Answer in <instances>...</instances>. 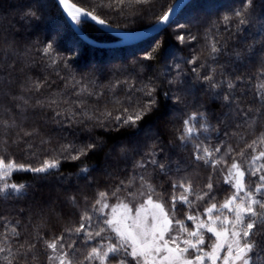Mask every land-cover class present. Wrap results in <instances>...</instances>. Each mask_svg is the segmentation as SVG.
<instances>
[{"label": "trees", "instance_id": "16d2710c", "mask_svg": "<svg viewBox=\"0 0 264 264\" xmlns=\"http://www.w3.org/2000/svg\"><path fill=\"white\" fill-rule=\"evenodd\" d=\"M174 1L152 0L149 5L135 6L138 11L105 9L107 25L128 32L145 29L156 23ZM82 2L87 4L88 0ZM28 7L36 11L39 20L24 16ZM240 7L241 0H192L171 24L150 38L130 46L95 48L75 36L53 0H0V156L32 167L53 157L60 159L59 167L50 173L14 172L11 182L25 188L19 194L10 190L7 195H0V233L6 231L4 225L9 229L16 227L20 233L19 239H9V247L15 251L25 241L37 245L33 250L36 259L30 253L27 264H49L48 257L54 253L46 248L44 240L61 234L65 244L76 239L65 229L78 225L83 212H91L98 191L111 190L121 181L132 184L121 199L125 195L131 199L130 194L140 188L141 176L164 193L166 200L173 191V182L187 180L195 189L206 190L209 177L218 201L230 194V187L223 183L227 165L213 169L195 160L193 152L196 144L213 148L224 145L225 150L230 146L234 153L239 152L264 133V116L258 114L264 112V104L256 96L257 85L264 82L260 79L264 71V0H255L247 25L237 30L233 23L226 28L223 17ZM77 25L96 42L117 40L88 21L81 19ZM177 32L195 35L197 40L181 47L174 39ZM49 42L54 45L51 57L42 51ZM157 42L162 45L157 59L143 61V54ZM212 43L220 48L215 59L210 56ZM192 55H199L203 64L199 69L201 76L213 75L219 87L213 89L195 78L186 64ZM174 63L181 64L179 81L183 83L170 85L168 80L177 72L172 68ZM237 77H242L243 83ZM229 78L238 85L233 90L227 88ZM36 81L47 82L39 92L32 88ZM149 81L156 86L159 108L138 128L117 129L114 120H105V128L93 127L94 121L83 114L82 110L88 115H99L114 107H128L130 101L134 107L136 97L141 96L136 89ZM81 88L96 95L86 92L77 96ZM174 93L182 98V103L172 102L169 97ZM226 93L235 97L234 103L224 102ZM51 99L57 103L50 105ZM72 113L77 114L75 120L70 119ZM198 113L205 114L210 130L199 131L182 143L179 135L184 120ZM194 123L199 127L203 121L198 117ZM6 124L14 126L5 127ZM25 131L33 135L25 136ZM90 141H96L98 148L79 161H72L68 153L61 154L62 145L79 148ZM149 152H155V158L167 165V174H161L150 163L137 167L138 162L151 159ZM250 155L249 149L244 159ZM224 159L231 163L230 156ZM237 160L240 162L241 158ZM81 168L88 172H81ZM249 183L255 186L253 181ZM198 210L203 212V204ZM187 211L185 205L177 204L178 218ZM88 250L81 242L72 258L82 259ZM0 264H7L2 255Z\"/></svg>", "mask_w": 264, "mask_h": 264}, {"label": "snow or ice", "instance_id": "6c2138e0", "mask_svg": "<svg viewBox=\"0 0 264 264\" xmlns=\"http://www.w3.org/2000/svg\"><path fill=\"white\" fill-rule=\"evenodd\" d=\"M57 3L75 24H79L83 17L91 19L100 26H106L105 9L122 12L125 8H134L138 11L139 9L135 6L149 5L152 0H88L87 4H84L82 0L80 2L78 0H71V2L70 0H57ZM254 9L255 0H241L239 9L223 17L225 27L234 23L239 30L240 26L249 23V16ZM170 12L171 8L169 12L160 17L159 22L167 23ZM24 16L40 19L31 7H28ZM180 27L185 26L180 25ZM174 39L177 45L184 47L190 46L197 40V37L177 32ZM161 47V43L157 42L151 51L143 54V61L156 60ZM42 51L43 54L51 57L54 51L53 43H47ZM219 52L220 48L217 47V43H212L210 45L211 58L215 59ZM236 55L239 57L240 53L237 52ZM186 64L190 66V71L195 74L197 80L207 82L213 89L220 86L213 75L201 76L199 69L203 67V64L200 63L199 55L190 56ZM172 68L177 70L176 76L170 78L168 83L170 85L183 83L179 81L181 73L178 70L181 64L174 63ZM237 79L243 83L242 77H237ZM260 79L264 81V71H261ZM46 83V81L43 83L36 81L32 84V88L39 92ZM226 83L229 90L238 86L231 78ZM73 86L75 87V84ZM136 91L141 93V96L136 97L134 107L130 101L128 107H114L99 115H88L87 111L82 110L83 114L90 121H94L93 127L105 128L107 127L105 120L109 123L114 120L117 129L138 128L146 117L157 111L159 102L156 86L151 81L144 83ZM86 92L88 95H96V93L88 92L86 88H81L76 95L80 96ZM165 96H168L167 92ZM256 96L264 104V82L257 85ZM169 98L173 103L183 102L182 98L175 93ZM223 100L226 104H232L235 102V97L226 93ZM38 103L43 104L41 101ZM48 103L51 105L57 101L51 99ZM116 103L119 104V101ZM64 111L68 112V109ZM117 111L120 112L119 115L116 114ZM258 114L264 116V112H258ZM56 115L60 116L61 112L57 111ZM76 115L72 113L70 119L75 120ZM198 117L203 121L199 127L194 123ZM79 122L83 123V121ZM13 126L14 124L5 125V127ZM209 130L210 125L207 123L205 114H193L184 120L179 139L185 143L190 141L197 132ZM24 135L31 136L33 133L25 131ZM61 147V154L68 153L72 161H79L82 157L93 153L98 148V144L96 141H90L79 148L72 144ZM249 149L251 155L245 160ZM217 154L220 155L217 156ZM148 155L151 159L138 162L137 167L144 168L145 163H150L158 168L161 174H167V165L155 158L156 153L149 152ZM225 156L231 157L230 164L224 159ZM193 157L197 161L210 165L213 169L221 164L227 165L223 183L230 187L231 192L223 201H218L213 194L215 185L211 177L205 185L206 190L195 189L187 180L183 183L173 182L171 185L173 191L167 200L164 193L158 192L144 176L140 177V188L130 194L131 199L128 195L121 199V194L132 187L130 181H121L111 190L98 191L91 204V212H83L78 225L65 229L70 237L76 239L65 244V236L61 234L51 240H44L46 248L54 253L48 257L49 264H264V133H261L251 144L246 143L239 152L235 153L230 146L225 150L224 145H217L213 148L196 144ZM237 157L241 158L240 162ZM243 163H247L248 166L243 167ZM59 165L58 157L45 160L39 167H32L0 156V195H7L9 190L19 194L25 188L23 184L18 185L11 182L14 172L44 174L57 169ZM81 172L87 173L88 169L81 168ZM249 180L254 182V187L251 186ZM177 189H182V191L178 192ZM137 197L142 199H137ZM70 199L73 204L76 203L75 197ZM113 199L115 203H109ZM177 204L185 205L188 209L183 218H178L176 215ZM200 204H203V212L198 210ZM96 216L102 219L96 220ZM186 221H190L191 224L187 225ZM4 228L6 231L0 233V255L7 261V264H13L14 261L20 264L21 260L27 264L30 253L31 258L35 260L33 250L37 248V245L25 241L13 251L9 247V239H19L20 233L16 227L9 229L8 225H4ZM81 242L89 250L83 254L82 259H73L72 253L79 250Z\"/></svg>", "mask_w": 264, "mask_h": 264}, {"label": "water", "instance_id": "95a60500", "mask_svg": "<svg viewBox=\"0 0 264 264\" xmlns=\"http://www.w3.org/2000/svg\"><path fill=\"white\" fill-rule=\"evenodd\" d=\"M57 8L59 9L62 17L65 19L67 25L69 28L72 30V32L75 34V36L80 39L83 43L95 47V48H115V47H124V46H130L133 44H136L140 41H143L147 38H150L161 31H163L169 24L172 23V21L179 15V13L188 5L192 0H175L174 3L171 5V12L169 13V20L167 23H160V19L154 23L153 25L139 30L135 32H128V31H123L117 28H113L109 25L106 26H100L96 24L94 21L88 18H81L82 20L88 21L89 23L99 27L100 29L106 31L107 33L113 35L114 37L117 38L116 41L111 42V43H99L91 38H89L87 35L84 34V32L81 30V28L73 23L62 11L60 8L59 4L57 3V0H53ZM169 8V9H170ZM169 9L167 12H169Z\"/></svg>", "mask_w": 264, "mask_h": 264}, {"label": "rangeland", "instance_id": "374dc122", "mask_svg": "<svg viewBox=\"0 0 264 264\" xmlns=\"http://www.w3.org/2000/svg\"><path fill=\"white\" fill-rule=\"evenodd\" d=\"M10 191V190H9ZM194 255V254H193Z\"/></svg>", "mask_w": 264, "mask_h": 264}]
</instances>
